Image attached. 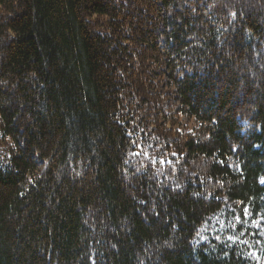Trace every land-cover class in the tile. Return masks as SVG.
I'll return each mask as SVG.
<instances>
[{"label": "trees", "instance_id": "1", "mask_svg": "<svg viewBox=\"0 0 264 264\" xmlns=\"http://www.w3.org/2000/svg\"><path fill=\"white\" fill-rule=\"evenodd\" d=\"M264 0H0V264H260Z\"/></svg>", "mask_w": 264, "mask_h": 264}, {"label": "rangeland", "instance_id": "2", "mask_svg": "<svg viewBox=\"0 0 264 264\" xmlns=\"http://www.w3.org/2000/svg\"><path fill=\"white\" fill-rule=\"evenodd\" d=\"M260 229H264V222H261ZM254 255L260 264H264V259L260 255H257V254H254Z\"/></svg>", "mask_w": 264, "mask_h": 264}]
</instances>
